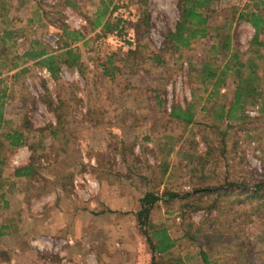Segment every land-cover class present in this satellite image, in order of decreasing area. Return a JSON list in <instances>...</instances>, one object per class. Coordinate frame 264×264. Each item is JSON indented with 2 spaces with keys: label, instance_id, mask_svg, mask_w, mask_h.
<instances>
[{
  "label": "rangeland",
  "instance_id": "374dc122",
  "mask_svg": "<svg viewBox=\"0 0 264 264\" xmlns=\"http://www.w3.org/2000/svg\"><path fill=\"white\" fill-rule=\"evenodd\" d=\"M5 1L11 20L7 30L22 34L15 43L14 35H5L13 55L20 54L28 38L39 39L56 50L61 23L87 34V38L94 35L86 17L94 9L91 2L97 0L82 2L80 13L66 6L64 0H39L46 13L41 23L44 26L39 28L26 26L30 10L24 0ZM121 1L128 4L118 13L126 22L124 34H112L81 48L82 72L62 66L59 79L53 80L48 72L28 61L1 76L6 79L10 96L5 111L13 126L22 123L25 131L29 127L31 136L40 139L45 132L38 130L58 124L64 138L59 144L44 140L48 145L36 160L38 169L30 178L12 176V168L34 159L28 146L5 154L8 165L0 177V192L11 209L0 215V224L11 217L15 226L12 235L0 238V264H152L141 234L143 228L135 216L145 194L161 197L164 188L155 168L159 160L154 146L143 140L149 134L156 137L170 132L184 140L183 154L188 155H176L174 161L179 159L174 172L178 180L171 187L166 183L176 192L190 191L200 183L218 188L226 178L247 183L264 180V114L259 112V105L247 107L246 122H224L218 128L211 126L209 116L201 109L206 94L190 75L187 59L191 57L195 63L202 49L209 48L214 40L195 42L178 53L163 51L164 63L157 65L151 56L164 50V36L174 30L177 0ZM141 1H145L147 24L141 21L137 9ZM249 1L217 0L210 25L222 24L227 9ZM4 26L8 25L0 18V28ZM231 35L234 46L244 52L253 29L247 23L235 24ZM108 55L121 68L112 79L106 78L99 66ZM22 68L27 71L11 78ZM221 94L224 102L231 101V79ZM189 103L195 105L193 127L183 129L164 114L174 105L186 108ZM224 129L226 135L221 141ZM181 204L158 201L149 217L151 223L164 226L177 240L174 255L183 258L185 264H203L198 252L205 250L217 264H233L231 258L237 255L240 241L220 240V217L219 221H205L208 210L193 212L187 208L182 213ZM198 204L206 206L207 201ZM253 204L244 200L238 207L250 215ZM220 207L230 208L226 201L219 203V212L213 211V216L220 214ZM189 222L194 230L202 229L195 244L182 237ZM249 225L244 226V233H248L245 251L254 256L260 247L255 241L259 231ZM212 229L218 231L217 236ZM163 262L156 257L153 264H166Z\"/></svg>",
  "mask_w": 264,
  "mask_h": 264
},
{
  "label": "trees",
  "instance_id": "16d2710c",
  "mask_svg": "<svg viewBox=\"0 0 264 264\" xmlns=\"http://www.w3.org/2000/svg\"><path fill=\"white\" fill-rule=\"evenodd\" d=\"M84 1L86 0H64V4L80 13L79 6ZM6 2L0 0V18L4 19L5 24L8 25L0 28V177L8 165V158L5 154H12L16 149L28 146L34 158L32 162L12 168L13 178L23 179L30 178L37 172L36 160L44 153L45 147L48 145L44 144V140L51 139L49 144H59L64 136L61 135L58 124L53 127L48 126L44 131L38 130L41 134L45 132L40 136V139L31 136L32 130L29 127L25 131L21 127L22 123L13 126V121L7 117L5 111L10 96L6 79L4 80L1 76L4 73L19 69L22 64L28 61H32L34 66L46 70L53 80L59 79L62 66L67 69H78L82 72L83 52L81 48L112 34L123 35L126 22L118 13L128 4H121V0L91 2L94 8L91 10V16L87 18L86 14L82 13L88 20L90 32H94L92 37L87 38V34L80 30L70 29L66 24L61 23L58 28L60 45L56 50L49 48L39 39L28 38L27 45L20 54L14 53L13 55L11 48L5 43V35L9 33L14 35L15 43L22 34L19 30L12 29L11 32L7 30L11 20L8 19L9 8ZM215 2L217 0H177L178 19L175 22L174 30L165 34L166 46L164 50L159 51L151 58L155 64L161 65L164 63V58L160 54L163 51L164 53L167 51L178 53L181 50L189 49L195 42L214 40L209 48L202 49L201 56L197 58L195 63L192 62L191 57L187 60L190 75L206 94V104L201 106V109L209 116L211 126L218 128L224 122L244 123L249 120L245 111L250 106L259 105V112L264 114V0H250L242 7L232 6L226 10L222 24L211 26L210 20ZM23 3L30 10L26 26L29 28L33 26L36 28L43 27L44 23H41L44 21L46 13L41 2L39 0H24ZM137 9L141 13V21L147 24L145 1H141ZM240 23H247L253 29V37L244 52H240L234 46L231 38L234 25ZM35 30L31 29L30 32H35ZM77 43H81V45L76 46ZM128 44L130 45V43ZM125 63L127 62L125 61ZM99 66L102 74L108 79L114 78L116 73L121 72V68L114 64L112 55L106 56L103 62H99ZM26 71L25 68H22L11 78L19 77ZM229 79L233 84V94L231 101L226 103L222 100L224 96L221 94V90ZM158 99L159 96L156 93V104L160 106L161 103ZM194 106L193 103H189L186 108L174 105L169 112L164 110V114L167 115L169 121L178 123L183 129H188L196 125ZM222 131L220 132L221 141H224L226 129ZM33 139L37 141L34 142ZM143 140L151 142L154 146L159 160L155 168L160 182H163L164 186L161 197L153 193L145 194L139 201V210L135 213L139 225L143 228L141 234L150 249L152 264L156 257L166 264H185L183 258L174 255L177 240L170 236L167 228L162 225L156 226L149 220L150 212L158 201L164 202L166 205L175 201L183 202L180 205L182 213H185L187 208L193 212L199 209L208 210L205 221H209L211 218L219 221L220 217V234L217 230L212 229L214 236L220 235V240L224 242L229 240L231 242L240 241L236 245L238 247L237 255L231 258L234 261L233 264H264V180L253 179L247 183L226 178L218 188L200 183L198 186H192L193 189L190 191L176 192L167 185L174 186L178 180V176L174 172L179 167V159L174 161L176 155L178 158L185 151L184 140L181 136L173 135L170 132L156 137L149 134ZM63 145L65 148L67 141ZM58 149H61L60 145H58ZM184 155L188 154L182 156ZM189 157L198 158V156L193 155H189ZM249 186L253 189H249ZM203 199L207 201L206 206L205 204L203 206L198 204L199 202L202 203ZM244 200L254 201L250 215L247 214V210L238 207ZM225 201L230 206L229 210L220 207V214L213 216V211L219 212L217 210L219 203L222 204ZM10 209V202L5 199V194L0 192V215ZM16 215L18 216V214ZM246 223L250 224L249 227L259 231L255 241L260 247L258 251H255L254 256L245 251V241H247L248 235V233H244ZM14 226L13 218H6L5 222L0 224V238L12 235ZM199 233H202V229L194 230L193 224L189 222L182 237L195 244L198 241ZM241 236L242 238L245 236V239H241ZM207 241L210 239L207 238ZM198 255L203 264H217V262L209 259L210 256L205 250H200Z\"/></svg>",
  "mask_w": 264,
  "mask_h": 264
},
{
  "label": "built area",
  "instance_id": "2783aa9c",
  "mask_svg": "<svg viewBox=\"0 0 264 264\" xmlns=\"http://www.w3.org/2000/svg\"><path fill=\"white\" fill-rule=\"evenodd\" d=\"M44 72H45V73H47V71H46V70H45Z\"/></svg>",
  "mask_w": 264,
  "mask_h": 264
}]
</instances>
